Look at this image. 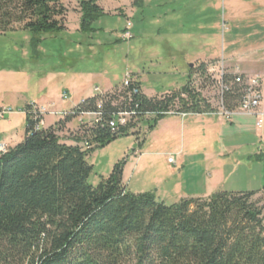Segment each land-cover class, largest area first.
Listing matches in <instances>:
<instances>
[{"label":"trees","instance_id":"16d2710c","mask_svg":"<svg viewBox=\"0 0 264 264\" xmlns=\"http://www.w3.org/2000/svg\"><path fill=\"white\" fill-rule=\"evenodd\" d=\"M81 32L103 9L97 0H77ZM67 8L61 0H0V34L25 30L36 45L43 34L64 29ZM121 85L78 102L54 126L36 128L30 102L23 139L0 153V264H264V212L252 197L264 192L221 190L207 197H183L171 204L152 191L133 192L122 181L125 159L106 178L89 182L87 156L116 137L107 127L112 112L159 111L169 92L146 97L139 83ZM137 88L136 93L128 94ZM187 92V85L178 92ZM238 85L225 96L233 108ZM171 95V96H172ZM190 102L195 97L188 94ZM101 120L79 126L75 144H66L59 130L80 111L95 110ZM186 110L202 111L196 104ZM149 120L153 127L156 118ZM91 147L83 149L82 133ZM137 134L136 131H132Z\"/></svg>","mask_w":264,"mask_h":264},{"label":"crops","instance_id":"0c3cea01","mask_svg":"<svg viewBox=\"0 0 264 264\" xmlns=\"http://www.w3.org/2000/svg\"><path fill=\"white\" fill-rule=\"evenodd\" d=\"M61 2L67 8L64 29L69 27L68 19L73 15L71 17L77 23L76 29L79 30L80 13L77 1L71 2L73 3L71 8L68 1ZM97 3L104 13L110 8L118 9L121 11L120 14L125 16L139 12L141 16L151 14L159 31L164 29L182 32L183 40L185 38L186 42H190L186 46L203 48L187 56L185 61L187 65L180 70L183 79L161 92L143 87L138 76H132L146 97H160L167 92L179 91L188 84L197 69L214 71L222 63L228 72L238 71L261 79L260 110L264 113V0H97ZM121 82L122 79L117 82L106 79L93 87L72 82L69 90L65 91L67 92L65 100L60 96L41 100L26 99L18 94L16 104L11 106L14 112L0 123V142H4L8 148L23 139L26 116L22 107L28 102L37 104L54 102L57 109L69 110L80 100L94 95L95 88L106 92L119 87ZM44 94L40 92L37 96L41 98ZM193 103L195 104L194 101ZM1 106L10 105L1 103ZM151 118L154 117L140 118L136 122L137 135L142 137L140 136L137 142L139 149H131L135 163L160 156L169 163L167 157L172 155L177 167L194 161H198L201 167L197 177L196 175L192 177L196 178L193 180L202 183L201 189L192 191L184 189L183 193H177L178 199L207 197L221 190H261L264 176L258 175L256 165L264 147V124L258 130L253 116L239 115L227 121L216 114L191 113L187 110L186 115L178 113L160 115L149 129ZM57 121L58 118L46 116L42 127L54 126ZM78 128V119L72 118L59 130V135L66 144H75V138L80 136ZM185 140L188 145L185 144ZM170 164L172 163L168 165ZM125 171L126 163L122 174L123 183ZM172 174L176 176L174 169Z\"/></svg>","mask_w":264,"mask_h":264},{"label":"rangeland","instance_id":"374dc122","mask_svg":"<svg viewBox=\"0 0 264 264\" xmlns=\"http://www.w3.org/2000/svg\"><path fill=\"white\" fill-rule=\"evenodd\" d=\"M66 1L71 8L73 0ZM120 13L118 9L109 8L93 22L95 30L89 33L77 30V23L71 15L67 29L41 35L36 45L30 31L0 34V104L15 105L18 94L26 99L39 100L61 97L72 82L93 87L102 80L117 82L126 75L138 76L143 87L156 92L181 81L180 70L187 65V56L203 48L186 46L190 42L183 40L182 32L159 31L151 14L141 16L139 12L125 16ZM127 21L133 27L129 30L131 38L123 40L120 33ZM215 80L213 75H199L190 85L192 93L188 87L187 92L196 99L204 98L215 103L218 96ZM40 92L45 94L38 98ZM190 97L179 96L180 104L191 103ZM5 119H0V123ZM140 136L129 131L90 152L87 156V162L92 165L89 182L96 185L109 175L116 162L125 159L124 185L130 191H152L157 200L171 204L178 200V192L201 189L202 183L192 179L201 169L198 161L177 167L175 163L168 165L160 156L135 163L131 149H139ZM185 144L188 145L187 140ZM261 152L256 166L258 175L264 176V147ZM172 169L176 176H173ZM252 199L259 200L264 212V192Z\"/></svg>","mask_w":264,"mask_h":264},{"label":"built area","instance_id":"2783aa9c","mask_svg":"<svg viewBox=\"0 0 264 264\" xmlns=\"http://www.w3.org/2000/svg\"><path fill=\"white\" fill-rule=\"evenodd\" d=\"M131 23L127 21L124 29L120 33V37L123 40H128L131 38L130 33ZM199 75H213L215 80V85L217 86V100L215 103L209 100L203 99H195L194 102L199 108H203L202 111H192L191 113H199L204 112L207 114H216L221 116L227 121H231L233 117L244 115V116H253L255 118V127L260 130L264 124V113L260 110V104L262 99V90H261V79L258 76L247 75L241 72H228L225 66L221 63L218 65L217 69L212 70H201L197 69L189 80L187 87L192 93V81ZM134 78L131 75H126L121 82L122 89H128L130 85L134 84ZM233 84L238 85L239 88V98L238 102L233 108H228L226 106L225 96L230 94L233 90ZM137 88H133V90L129 91V95L133 92H137ZM194 93V92H193ZM95 94L102 96L103 92L99 91L95 88ZM189 93L188 92H180L177 96L173 97L171 94H168V103L166 107L159 109V111H138L135 108L138 106L136 102H134V107L132 109H120L116 112H112L111 117L107 121V127L110 133L114 136H118L124 131V128L128 131H136L137 125L136 122L140 118H148L154 117L157 115H165V114H181L186 115V111L179 110L183 108L180 104L179 96L186 97ZM67 98V94L63 93L61 95V99L65 100ZM83 100V99H82ZM81 101V100H80ZM31 109L33 110L34 118L36 120L35 127L41 128L44 122V118L46 116H52L55 118H63L68 111L67 110H59L56 107L54 102H49L47 104H37L35 102H30ZM194 103H186V107ZM101 100L97 102L95 110H86L80 111L75 116L78 119L79 126H86V127H93L101 120ZM23 111V110H22ZM14 112V108L11 106H1L0 107V119H4L8 117ZM25 113V111H23ZM26 114V113H25ZM82 140L79 142V145L83 149H87L91 147V143L86 135L81 133ZM7 150V146L4 142H0V153H4ZM167 161L169 163H174V156L170 155L167 157Z\"/></svg>","mask_w":264,"mask_h":264}]
</instances>
